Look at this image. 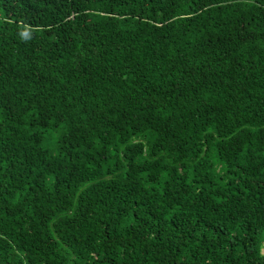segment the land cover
Listing matches in <instances>:
<instances>
[{
	"label": "trees",
	"instance_id": "trees-1",
	"mask_svg": "<svg viewBox=\"0 0 264 264\" xmlns=\"http://www.w3.org/2000/svg\"><path fill=\"white\" fill-rule=\"evenodd\" d=\"M0 264H264V0H0Z\"/></svg>",
	"mask_w": 264,
	"mask_h": 264
},
{
	"label": "rangeland",
	"instance_id": "rangeland-1",
	"mask_svg": "<svg viewBox=\"0 0 264 264\" xmlns=\"http://www.w3.org/2000/svg\"><path fill=\"white\" fill-rule=\"evenodd\" d=\"M53 144V142L52 143H50L49 145H52Z\"/></svg>",
	"mask_w": 264,
	"mask_h": 264
}]
</instances>
